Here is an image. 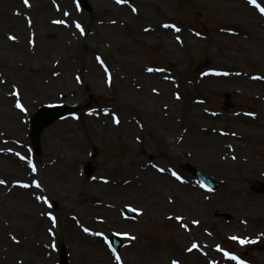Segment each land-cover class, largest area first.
Here are the masks:
<instances>
[{
    "label": "rangeland",
    "instance_id": "rangeland-1",
    "mask_svg": "<svg viewBox=\"0 0 264 264\" xmlns=\"http://www.w3.org/2000/svg\"><path fill=\"white\" fill-rule=\"evenodd\" d=\"M88 2L0 0V264H264V13ZM52 104L75 111L34 144Z\"/></svg>",
    "mask_w": 264,
    "mask_h": 264
},
{
    "label": "water",
    "instance_id": "water-1",
    "mask_svg": "<svg viewBox=\"0 0 264 264\" xmlns=\"http://www.w3.org/2000/svg\"><path fill=\"white\" fill-rule=\"evenodd\" d=\"M82 7L90 10V6L88 4L87 0H78ZM71 108L65 105H55L53 107H42L40 108L32 117L31 120V137L34 141L38 140V137L42 131V129L50 124L55 119L62 117L65 115L68 111H70ZM184 167L189 170L191 173H193L197 178L200 180L206 182L209 186L212 188L217 187V182L214 181L211 177L203 175L198 169H196L193 166H190L189 164H185ZM92 168H89L87 170V173H91ZM130 214H132L131 211H128ZM112 243L117 246L119 243L116 239H112ZM60 264H66L65 255L63 254L60 259Z\"/></svg>",
    "mask_w": 264,
    "mask_h": 264
},
{
    "label": "bare ground",
    "instance_id": "bare-ground-1",
    "mask_svg": "<svg viewBox=\"0 0 264 264\" xmlns=\"http://www.w3.org/2000/svg\"><path fill=\"white\" fill-rule=\"evenodd\" d=\"M241 4H243V2L245 1V4H247V2H246V0H244V1H242V0H238ZM35 12H37V10L35 11ZM251 79H253V80H258V79H256V78H251ZM261 81V80H260ZM203 138L204 139H206L207 140V143H208V145L207 146H210V147H212L213 149H215L216 151H218L220 148V145H221V143H223V141H222V139H220V137L219 138H217V137H215V136H211V135H207V134H205L204 136H203ZM50 148H53V145L52 144H50ZM59 173V171H57V174ZM59 176L62 178V177H66L67 176V173H65L64 171L62 172V173H60L59 174ZM128 188H125V190H127ZM161 206H164V204H162ZM180 222V220H177V223H179ZM45 222H42L41 221V224H44ZM187 251H190V246H188L187 247Z\"/></svg>",
    "mask_w": 264,
    "mask_h": 264
},
{
    "label": "snow or ice",
    "instance_id": "snow-or-ice-1",
    "mask_svg": "<svg viewBox=\"0 0 264 264\" xmlns=\"http://www.w3.org/2000/svg\"><path fill=\"white\" fill-rule=\"evenodd\" d=\"M24 2H25V4H27L28 3V0H24ZM118 2H122V0H118ZM250 3H253L254 5H256V7H258L259 8V10L261 11V13H264V7H261L259 4H257L256 3V0H250ZM174 27V26H173ZM179 29H177V31H178ZM19 106V105H18ZM33 171H35V168L33 167ZM161 171H163V169H161ZM173 175H175V173H173ZM0 183H4V181L3 180H0ZM179 219V218H178ZM85 231H88V229H85ZM232 239H234V240H238V242L240 243V244H245V243H247L248 241H246L245 239H240V238H238V237H233ZM193 248H195L196 247V245L195 244H193V246H192ZM225 255H227V253H225ZM232 259H237L236 257H231ZM117 259H119V257H117ZM173 264H176V262H173Z\"/></svg>",
    "mask_w": 264,
    "mask_h": 264
}]
</instances>
